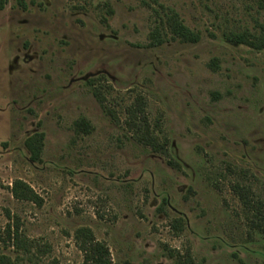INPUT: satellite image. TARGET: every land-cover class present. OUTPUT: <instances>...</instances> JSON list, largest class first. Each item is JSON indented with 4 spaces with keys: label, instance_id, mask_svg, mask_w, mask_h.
<instances>
[{
    "label": "rangeland",
    "instance_id": "374dc122",
    "mask_svg": "<svg viewBox=\"0 0 264 264\" xmlns=\"http://www.w3.org/2000/svg\"><path fill=\"white\" fill-rule=\"evenodd\" d=\"M25 1L0 8V264H83L82 226L113 264H264V49L226 39L262 32L260 0ZM168 10L200 40L174 37ZM137 100L164 151L135 134Z\"/></svg>",
    "mask_w": 264,
    "mask_h": 264
},
{
    "label": "trees",
    "instance_id": "16d2710c",
    "mask_svg": "<svg viewBox=\"0 0 264 264\" xmlns=\"http://www.w3.org/2000/svg\"><path fill=\"white\" fill-rule=\"evenodd\" d=\"M19 4L26 8L25 0H18ZM261 5L264 7V0H260ZM5 5V0H0V8ZM171 34L174 37L179 38L184 42L196 43L200 40L201 36L199 32L194 31L180 18V15L175 10H168L166 12V19L163 21ZM262 32L259 34L252 33L249 30L242 32H230L226 35L228 39L233 44H242L252 47L257 50L264 49V25H262ZM155 40L158 44L161 43L160 36L155 34ZM130 119L132 126L134 127L135 134L138 135V139L142 141L145 145L151 146L156 151H164L165 143H160L157 137L153 134L150 123L147 119L144 109V102L142 100H137L136 104L130 108ZM76 129L81 133L88 134L90 132L89 122L82 118L76 122ZM44 133H37L26 140V145L31 151V159L34 161L40 160L41 153L44 146ZM12 193L14 197L20 200H29L38 204L42 203V199L37 192L25 181L18 179L14 182ZM243 198V197H242ZM244 202L248 205L251 201L248 198H243ZM260 224L258 226L264 231V215L259 218ZM181 219L177 220L174 227L177 230L182 229ZM7 236L13 245H17L24 251H31L29 244L26 242L22 232H20L19 225H15L12 228L8 225L6 229ZM74 238L78 247L83 252V264H113V259L111 255V250L109 246L99 239H97L92 228L87 226L79 227L75 230ZM176 264H195L194 259L191 254L186 256L181 255ZM179 258V257H178ZM5 257L1 256L0 261L4 262Z\"/></svg>",
    "mask_w": 264,
    "mask_h": 264
}]
</instances>
